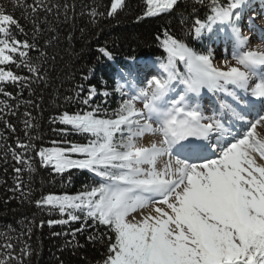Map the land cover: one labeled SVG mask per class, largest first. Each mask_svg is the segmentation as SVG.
Segmentation results:
<instances>
[{
  "label": "snow or ice",
  "instance_id": "obj_1",
  "mask_svg": "<svg viewBox=\"0 0 264 264\" xmlns=\"http://www.w3.org/2000/svg\"><path fill=\"white\" fill-rule=\"evenodd\" d=\"M177 3L145 0L143 16L169 12ZM197 5L209 14L196 18L189 34L230 41L232 62L226 60L224 69L214 64L211 46L198 51L165 32L163 39L158 38L165 54L159 58V75L138 87L129 79L132 71L122 73L125 83L118 80L116 91L123 102L110 116L105 114L107 118L100 117L99 106L64 111L49 123L64 125L52 131L65 138L43 146L37 144L42 137L31 134L39 126L30 112L23 113L26 139H17L12 152L21 165L14 168L12 191L31 197V190L24 191L22 174L35 171L34 158L56 176L73 169L93 174V183L75 195L49 193L34 203L50 214L59 213L60 219L47 221L49 227L80 222L73 236L89 226L103 227L108 240L101 264H264V46L250 47L251 38L239 26L251 0H193V14ZM123 7L122 0H111L106 15L114 17ZM16 8L25 20L31 16L34 32H43L50 15L59 20L62 8L67 20L69 11L67 3L51 0H14L12 12L0 5V95L10 99L15 98L6 85L34 95L32 84L46 79L40 63L29 55L30 50L39 51L35 37L29 42L14 35L13 29L25 32L15 17ZM98 14L103 13H91ZM248 26L264 42V30L251 19ZM98 51L112 59L105 48ZM13 65L31 75L14 73ZM125 86L127 93L122 91ZM205 90L224 97L211 114L202 105ZM95 94L90 90L82 103L89 105ZM9 115L17 112L5 103L0 123L15 133ZM73 133L86 142L66 138ZM145 133L160 139L140 146L137 140ZM0 238V264H23L27 246L17 257L12 239L5 233Z\"/></svg>",
  "mask_w": 264,
  "mask_h": 264
},
{
  "label": "trees",
  "instance_id": "obj_2",
  "mask_svg": "<svg viewBox=\"0 0 264 264\" xmlns=\"http://www.w3.org/2000/svg\"><path fill=\"white\" fill-rule=\"evenodd\" d=\"M28 2L31 3L32 0ZM51 2L61 5L67 3L68 18L65 20L62 8L59 20L55 15L48 17L49 23L42 25L43 32H34L30 15L25 20L20 8L14 10L15 17L25 29L24 33L13 29L14 35L20 41L29 42H33L35 37L39 51L30 50L29 55L33 62L40 63L41 74L46 79L39 84H32L34 95L27 89L12 84L6 85V90L15 99L0 95V109L8 103L17 112L16 116H8L16 126L15 133L6 131L0 123V233H5L12 239L16 245L17 257H20L21 249L27 246L29 254L23 257V264H101L108 240L103 227L97 229L89 226L73 236L72 230L79 228L80 222L70 226L49 227L47 221L60 219L59 213L50 214L46 209H38L34 203L35 199L49 193L75 195L85 185L93 183V174L73 169L63 176H56L51 169L41 167L38 158H34L35 171H25L22 174L26 185L24 191L31 190V197L12 191L15 188L14 168L21 167L13 160L12 152L16 150L17 139H26L23 113L30 112L39 126L31 134H39L42 139L37 144L43 146H52L51 141L65 138L52 131L53 128H63L64 125L49 123L51 117L64 111L71 114L99 106L100 117L107 118L123 102L120 92L116 91L117 81L120 80L122 84L125 82L120 79V71L124 73L138 67L143 74L145 70L139 67V63L146 61H152L149 64L159 69V58L165 55L159 39H163L165 32L182 38L198 51L203 49L206 41L207 45L213 43V39L208 36L206 40V35L195 42L194 32L189 34L192 22L196 18H206L209 13L206 8L197 5L196 14H193V0H178L177 5L169 12L144 17L145 0H122L124 7L110 18L106 13L110 10L111 0ZM13 3L14 0H0V5L9 12L13 11ZM94 10L103 14L92 16ZM53 36L56 38L53 39ZM101 47L110 52L111 60L98 51ZM40 52L45 55L41 57ZM182 67L181 65V69ZM11 70L22 76L31 75L26 68L17 69L13 65ZM92 89L96 94L89 105H84L82 101ZM122 91L127 93V89ZM67 97L72 99L67 100ZM29 100L32 101L31 105L27 103ZM66 138L74 142H86L84 136L74 133ZM41 220L44 221L42 227ZM2 242L3 238H0V243ZM16 264L20 262L17 261Z\"/></svg>",
  "mask_w": 264,
  "mask_h": 264
},
{
  "label": "rangeland",
  "instance_id": "obj_3",
  "mask_svg": "<svg viewBox=\"0 0 264 264\" xmlns=\"http://www.w3.org/2000/svg\"><path fill=\"white\" fill-rule=\"evenodd\" d=\"M260 19L264 20V15L259 17ZM262 30H264V27L262 28ZM250 47L255 48L257 46H264V42H262L259 38H258V33L255 32H250ZM231 57H232V52L231 51H227L225 49L221 50V51H217L214 54V64L221 68L224 69L225 68V61L227 60L228 62H232L231 61ZM147 85V84H146ZM145 85V86H146ZM135 107L137 109H141L142 108V104L139 102H136ZM258 132H261V130H257ZM261 135H264V132H261ZM160 139V137L158 135H153L151 133H145L144 136H141L140 138H138L137 143L140 146H150L151 143L154 142H158ZM163 161V160H162ZM161 161V166L163 165V162Z\"/></svg>",
  "mask_w": 264,
  "mask_h": 264
},
{
  "label": "bare ground",
  "instance_id": "obj_4",
  "mask_svg": "<svg viewBox=\"0 0 264 264\" xmlns=\"http://www.w3.org/2000/svg\"><path fill=\"white\" fill-rule=\"evenodd\" d=\"M166 159H167V158L165 157V158L163 159V161H162V162L164 163V162L166 161Z\"/></svg>",
  "mask_w": 264,
  "mask_h": 264
}]
</instances>
